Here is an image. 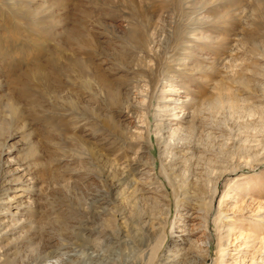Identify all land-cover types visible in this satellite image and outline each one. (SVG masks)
Instances as JSON below:
<instances>
[{"label":"rangeland","instance_id":"obj_1","mask_svg":"<svg viewBox=\"0 0 264 264\" xmlns=\"http://www.w3.org/2000/svg\"><path fill=\"white\" fill-rule=\"evenodd\" d=\"M0 202V264H263L264 0H0Z\"/></svg>","mask_w":264,"mask_h":264},{"label":"bare ground","instance_id":"obj_2","mask_svg":"<svg viewBox=\"0 0 264 264\" xmlns=\"http://www.w3.org/2000/svg\"><path fill=\"white\" fill-rule=\"evenodd\" d=\"M171 91V90H170ZM167 92V91H166ZM161 108V107H160ZM167 123V122H166ZM107 125V124H106ZM114 127V126H113ZM109 128H110V126H109ZM173 128H175V127H173ZM183 131V130H182ZM157 136H159V135H157ZM162 144V143H161ZM22 191H23V189L21 188V186L19 187V188H16L15 190H14V192H15V194L12 196V197H10V198H8L7 199V201H6V203H16V201L17 200H19L21 197H22ZM1 203V202H0ZM21 203V202H20ZM19 206V205H18ZM25 206V205H24ZM13 213H16V212H13ZM18 218V217H17ZM24 220V219H23ZM184 223H185V221H184ZM178 226V225H177ZM195 227V226H194ZM0 229H1V224H0ZM176 229V228H175ZM193 229L194 228H185V229H183V230H180L179 228H177L176 230H173V231H171V237H182V236H184L185 238H181L182 240L183 239H186V241H189V240H187V238L189 237L190 238V236L192 235V231H193ZM179 232H180V234H179ZM194 232V231H193ZM182 233H184V234H182ZM191 233V234H190ZM3 235V234H2ZM247 237V236H246ZM254 238V237H253ZM180 239V238H179ZM197 239V238H196ZM192 240L193 242H195V243H198V245H199V242H197V241H200V239H198V240ZM191 240V239H190ZM205 240V239H204ZM181 241V240H180ZM190 243V242H189ZM188 243V244H189ZM195 243H192V244H195ZM176 246V245H175ZM203 246H205V245H203ZM209 246V245H208ZM181 246H179L178 245V247L176 246V247H171V248H169V250L167 251V254H166V256H165V254H164V262H165V264L166 263H168V262H173L172 264H175V262H174V259L172 258V255H175V254H177L178 252H183L182 250L184 249V248H180ZM55 250V249H54ZM35 251V250H34ZM37 251V250H36ZM35 251V252H36ZM34 252V253H35ZM39 254H41V253H39ZM38 254V255H39ZM46 254V253H45ZM34 255V254H33ZM43 254H41V257L40 258H37V260L36 261H34V260H32L33 262H31L30 264H48V262L47 261H50L49 259H51L52 257H50L49 258V256L47 255V257L45 256H42ZM65 256V255H64ZM264 256V255H263ZM262 256V257H263ZM66 257V256H65ZM33 258V257H32ZM59 259V258H58ZM67 259V258H66ZM54 260H56V259H54ZM60 260V259H59ZM58 260V261H59ZM68 260V259H67ZM263 264H264V257H263ZM53 261V260H52ZM56 262V261H55ZM57 264H59V263H57ZM176 264H177V262H176Z\"/></svg>","mask_w":264,"mask_h":264}]
</instances>
